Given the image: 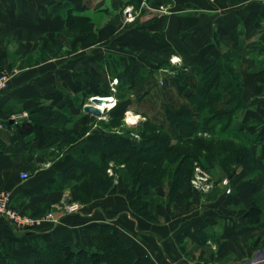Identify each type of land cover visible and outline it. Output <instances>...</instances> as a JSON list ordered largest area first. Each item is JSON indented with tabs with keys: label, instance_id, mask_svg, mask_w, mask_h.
<instances>
[{
	"label": "crops",
	"instance_id": "crops-1",
	"mask_svg": "<svg viewBox=\"0 0 264 264\" xmlns=\"http://www.w3.org/2000/svg\"><path fill=\"white\" fill-rule=\"evenodd\" d=\"M39 1L31 9L29 0H0V41L8 32L24 38H31L32 35L33 39L46 27L55 29L59 23L61 25L64 22L61 14L60 17H53L54 12L63 11L67 2L70 6L66 9L65 20L70 11L78 23H92L94 19L95 13H92L93 9L87 0H53L50 6H46L43 0ZM20 22L25 27L24 24L19 27ZM153 28H163L162 36L168 40L165 46L174 51V57L178 61L182 60L185 67L203 68L223 57L231 60L242 77V109L231 124L230 132L222 134L230 136L233 131H246V142L251 150V158H248L246 165L254 171V176L247 179L248 186L243 187L244 194L240 190L224 199L222 193L216 191L213 193L212 208L208 205L204 213L185 219L172 218L178 213L171 209L169 202L166 207H160L150 201V209L155 216L165 218L160 223L142 219L128 205L118 209L90 204L72 214L56 211L57 222L47 221L25 230L14 227L0 217V264H7L2 258V251L10 259L28 255L34 251L35 241L48 245L66 242L77 247L89 246V236L82 233V230L93 222L101 221L117 224L124 240L144 264H264V258L259 259L260 255L264 257V248L250 251L253 247L250 246L251 239L264 237V220L255 223V220L248 218L249 208H253L252 212L256 216L260 211L264 214V205L257 203L254 206L258 194L264 198V0H186L183 12L177 10L166 15ZM20 30L21 34H17ZM179 33H182L181 36H178ZM4 51L0 47V73L4 69L14 68L7 61ZM96 61L99 62V58L94 55L88 62L82 63L70 73L72 79L58 75L56 68L54 78L42 77L31 81L22 74L21 77L13 78L8 89L0 93V123L4 125L0 130V191L10 190L13 204L24 212L43 213L53 201L64 202L69 194L62 190L40 189L73 162H66L62 164L64 167H60L47 160L46 156L38 157L35 154L53 152L58 137L41 148L33 149V136L21 138L15 133V128L30 118L34 108L46 110L45 125L56 127L57 120H53L55 102L66 103L70 109L82 106L83 97L76 89L86 86L90 80L88 71L93 68L102 72L105 84L109 86L112 80L107 78L109 74L104 75L107 73L105 65ZM128 64L123 65V68ZM138 67L140 75L134 88L142 84L145 73L139 63ZM135 96V91H132L131 97ZM82 107L84 111L85 106ZM24 113H28V116H24ZM13 116L16 118L13 119ZM30 157L33 159L30 160ZM37 157L39 161L41 159L40 162L35 160ZM34 164L38 167L35 170ZM25 166L30 168L25 169ZM23 171L30 173L28 180L21 178ZM223 177L220 175V179ZM248 200L250 203L246 209L245 204L239 208V203H247ZM217 243L222 245V257L214 261L215 257L209 247ZM202 250L207 252L205 257H202Z\"/></svg>",
	"mask_w": 264,
	"mask_h": 264
},
{
	"label": "rangeland",
	"instance_id": "rangeland-1",
	"mask_svg": "<svg viewBox=\"0 0 264 264\" xmlns=\"http://www.w3.org/2000/svg\"><path fill=\"white\" fill-rule=\"evenodd\" d=\"M130 1L87 0L88 5H91L93 9L92 13L93 11L95 13L93 14L94 19H92V23H73L67 18L65 20L66 9L70 6V3L67 2V5L63 7V11H53V17H60L61 14V19L64 22L61 25L59 23L55 29L46 27L45 30L33 39L32 35L30 36L31 38H24L21 35L16 36L8 32L0 41V45L2 43L0 47L4 48L7 61L14 66L13 69L10 67V69H4L0 73V76L5 74L8 79V86L5 89H8L10 81L13 78L21 77L22 74L29 77L31 81L41 79L42 77L54 78L57 69L58 75H62L61 77L63 78L68 77V79H72L70 73L77 70L82 63L88 62L94 55L99 58V62L96 61V63L105 65L104 70L107 69V73L104 75L109 74L107 78L112 80L109 86L104 85V87L112 92L109 96L111 97V106L104 110L102 116H93L94 118L88 123L87 130L84 132L82 131L83 126L81 122L85 114V111L82 110L83 105L70 109L67 108L66 103L55 102L56 110L54 109L55 112H53L55 113L53 120H57V124L56 127L52 128L58 130L56 133L58 142L57 145L56 143L54 144L55 150L53 152H49L46 155L35 153L38 157L42 155L46 156L47 160L53 161V164L64 167L62 164H66V162L75 163L77 148L96 135L124 134L128 131L133 137L140 138L141 132L144 130L148 133H159L160 130L147 123L145 114L152 119L160 121L163 117L164 105L167 103L178 107L181 105L193 106V108L198 106L185 98L179 85L180 80L177 77L175 78V75L181 70H186V75L182 79L183 84H185L188 78L194 75L193 70L185 67L182 60L178 61L174 57L172 54L174 51L168 50L167 46H165L168 40L162 36L163 32L161 31L163 28L161 30L153 28L166 15L177 10L183 12V5L186 0H167L168 3L160 8L150 6L148 1H145L140 7H135ZM42 2L46 6H50L54 1L43 0ZM29 3L32 4L31 9H34L40 1L29 0ZM79 4L80 2H78V6ZM191 11L195 10L192 9ZM20 20L27 21L24 18H20ZM22 24L24 23H18L19 27ZM16 33L21 34V30L19 33ZM181 34L179 33L178 36H181ZM156 39L157 41H155ZM177 41L179 43L182 42L180 40ZM173 59H175V62ZM130 62H138L139 66H143V71L145 72L142 77L143 82L131 89L128 86L118 88V85L113 82V77H115V72H117L116 65L122 69L123 65ZM230 64L234 73L239 76L238 81L240 82L241 79L242 82V77L236 71L232 62ZM27 73L29 75H26ZM188 89L192 90V88ZM132 91L136 93V96L133 98L131 97ZM93 98L87 99L84 106L88 104L93 105ZM134 115L136 118L130 120ZM218 129L215 133L198 134L197 137H201L207 144H211V140L220 143L219 141L224 139L222 141L224 145H212L214 148L220 149H227L231 145L240 146L242 144L238 140H229V137L220 136ZM228 143L230 144L227 145ZM176 149L174 153L164 154L157 160L153 158L141 160L129 152L118 154L115 158H110L96 175L106 176L108 174L109 177L113 178V187L108 193L99 194L97 198L91 199L88 202H76L79 204L80 210L88 207L90 204H97L101 207L114 206L118 209L128 205L136 215L144 220L152 223L165 221V218L159 219L157 216L153 219H148L131 207L132 200L137 195L136 189L133 187L132 174L133 172L140 173L145 171L151 174L152 178L160 184L158 187L151 189L144 199L148 202H154V206L160 207H166L169 202L171 209H175L178 213L172 217L173 219L191 218L208 210V205L212 208V203L214 202L213 193L216 191L221 192L224 199L226 196L230 197L234 195L236 191L241 190L244 194L243 187L248 186V183H246L247 179L254 176V171L252 172V169H249L246 165L248 157H244L240 153L237 154V149L233 152L235 155L231 156L227 150L221 154L216 152V161L224 163L227 166L225 169L219 164L212 168H204L198 159H195L194 154L205 155L206 152L198 149L195 145L187 144ZM94 157L99 158V154H95ZM58 159L60 160L58 161ZM62 159L63 162H60ZM182 160L184 161V165H186V162H191L194 165V172L189 182L176 195V199L170 201V190L173 186V180L176 177L179 163ZM33 166L34 170L38 168L35 164ZM220 175H224L223 178H229V182L225 184L224 179H220ZM55 189H49L48 191H54ZM229 189H232V192H229ZM59 190L70 196L72 193L78 192L84 200L86 198L90 199L92 196L91 188L86 185V177L79 180L70 178L64 185V188ZM243 200L244 198L241 199V201ZM53 202L46 207L45 212L39 215L51 211L54 213L56 211L69 213L66 205L71 204L73 200L71 199V202L68 204L60 201H55L57 203ZM249 203V200L247 203H239V208L240 205L243 206L245 204L246 207L244 209H246ZM257 203L264 205L262 194H258L254 206ZM252 209L249 208V212ZM29 214L34 215V213ZM254 220L256 221L255 223L264 220V214L255 216ZM221 246L220 243H217L209 247L210 252L215 257L214 261L222 257ZM250 246H253L250 251L254 248H264V237L263 239L261 237L252 238ZM204 250L207 251L208 249ZM204 250H202L204 252H202V257H205L207 254ZM249 252L247 254H250ZM263 258V255H260L259 259Z\"/></svg>",
	"mask_w": 264,
	"mask_h": 264
},
{
	"label": "trees",
	"instance_id": "trees-1",
	"mask_svg": "<svg viewBox=\"0 0 264 264\" xmlns=\"http://www.w3.org/2000/svg\"><path fill=\"white\" fill-rule=\"evenodd\" d=\"M145 1H148L150 6L155 8H160L168 3L167 0H131L130 3L135 7H140ZM67 19L70 22L78 23L72 11L69 12ZM116 67L115 76L119 81L118 88L122 86H128L129 89L134 88L140 75L138 63L130 62L122 69L117 65ZM189 69L193 70L194 75L190 76L185 84H183L182 79L186 75V70H181L175 75V78L177 77L180 80L179 85L185 98L198 106L195 108L186 105L178 107L167 103L164 105L163 117L160 121L145 114L147 123L160 130L159 133H148L144 130L141 132L140 138L133 137L128 131L124 134L96 135L77 148L75 163L60 171L54 180L46 182L40 191L55 188L62 189L70 178L79 180L86 177V185L92 191L91 198L84 200L78 192H74L71 194L73 201L85 203L97 198L99 194L108 193L113 187V178L109 177L108 174L107 177L104 175L97 176L96 174L102 169L105 162L121 153L129 152L141 160L145 158L157 160L164 154L174 153L177 147L192 144L206 152L205 155H194L195 159H198L200 164L207 169L216 164L222 166L223 169L227 167L224 163L216 161V152L221 154L227 150L231 156L235 155L233 152L237 149V154L240 153L244 157L251 158V150L246 142L245 129L233 131L230 136L222 134L230 132V126L243 106L242 82L241 79L240 82L238 81L239 76L234 73L229 60L219 57L206 67ZM88 72L90 80L86 86L76 89V92H80L83 97V106L90 97L110 96L112 94L110 90L104 87V85H108L105 84L101 71L93 68ZM188 88H192V90ZM46 113L44 109L34 108L30 112V118L23 120L15 128V133L21 138L33 136L34 144L31 146L33 149L41 148L56 137L58 130L46 126L44 123ZM93 118V115L84 114L81 119L83 132L87 130V125ZM219 127L218 134L220 136L229 137V140H238L242 144L220 149L214 148L212 145H224L222 143L224 139L220 140V143L211 140L212 143L207 144L201 137H197L198 134L215 133ZM95 154H99V158L94 157ZM31 159L33 157H30ZM35 160L39 161L38 158ZM28 168L30 167L25 166V169ZM193 172L194 165L191 162H186V165H184L182 160L179 163L170 190V201L176 199V195L189 182ZM132 180L137 195L132 200L131 207L136 212L142 213L144 217L153 219L155 215L150 209V201L148 202L144 198L150 193L151 189L158 187L160 183L145 171L133 172ZM40 213H34V215ZM249 213L248 218L254 220L256 215L252 211ZM257 214L258 216L262 215V212L260 211ZM82 233H87L90 236L89 246L81 245L77 247L66 242L48 245L41 241H35V249L28 255L15 256L11 259L5 251H2L1 255L7 264H144L133 248L124 240L117 224L108 221L93 222L85 227Z\"/></svg>",
	"mask_w": 264,
	"mask_h": 264
},
{
	"label": "built area",
	"instance_id": "built-area-1",
	"mask_svg": "<svg viewBox=\"0 0 264 264\" xmlns=\"http://www.w3.org/2000/svg\"><path fill=\"white\" fill-rule=\"evenodd\" d=\"M173 61L175 62V59H173ZM113 82L114 84H117L118 79L115 78ZM7 86H8V79L7 76L4 74L0 76V93ZM23 115L28 116V113H24ZM12 118L15 119L16 116H13ZM3 128L4 125L0 123V130H2ZM21 178L24 180H28L30 178V173L23 171L21 173ZM223 179L225 184L229 182V178L226 177ZM229 192H232V189H229ZM66 209L68 210L69 213L80 211L79 204L74 201L71 204L66 205ZM0 217L6 219L14 227L24 230L38 227L39 225L47 221H53V222L58 221V218L53 211L47 212L42 215H32L22 211L20 208H18L16 205L13 204V194L10 190L7 189L0 191Z\"/></svg>",
	"mask_w": 264,
	"mask_h": 264
},
{
	"label": "water",
	"instance_id": "water-1",
	"mask_svg": "<svg viewBox=\"0 0 264 264\" xmlns=\"http://www.w3.org/2000/svg\"><path fill=\"white\" fill-rule=\"evenodd\" d=\"M102 98H103L102 96H94L93 100L95 102H102V101H104ZM84 111L86 113L93 115V116H96V117L102 116L104 113V110H102L98 107H95L93 105H89V104L84 107ZM69 202H71V196L66 195V197L64 198V203H69Z\"/></svg>",
	"mask_w": 264,
	"mask_h": 264
},
{
	"label": "bare ground",
	"instance_id": "bare-ground-1",
	"mask_svg": "<svg viewBox=\"0 0 264 264\" xmlns=\"http://www.w3.org/2000/svg\"><path fill=\"white\" fill-rule=\"evenodd\" d=\"M102 99L104 100L102 102H95L94 100H92L93 106L98 107L102 110H105L107 107L111 106V101H110L111 98L103 97ZM134 118H136L135 115L133 117H131L130 120H134Z\"/></svg>",
	"mask_w": 264,
	"mask_h": 264
}]
</instances>
